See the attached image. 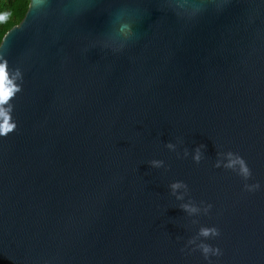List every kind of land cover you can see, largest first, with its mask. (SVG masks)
Wrapping results in <instances>:
<instances>
[{
  "label": "water",
  "instance_id": "95a60500",
  "mask_svg": "<svg viewBox=\"0 0 264 264\" xmlns=\"http://www.w3.org/2000/svg\"><path fill=\"white\" fill-rule=\"evenodd\" d=\"M4 61L0 264H264V0H28Z\"/></svg>",
  "mask_w": 264,
  "mask_h": 264
},
{
  "label": "clouds",
  "instance_id": "9594fccd",
  "mask_svg": "<svg viewBox=\"0 0 264 264\" xmlns=\"http://www.w3.org/2000/svg\"><path fill=\"white\" fill-rule=\"evenodd\" d=\"M3 19V17H0ZM127 28V25L122 26L123 30ZM18 80H22V75L19 70H16L13 73L9 72L7 61L0 62V137H5L9 133L13 132L16 129V124L12 122L11 118V107H6L9 105L10 101L16 96L17 93L21 91ZM231 156V154H229ZM195 159L199 161V154L196 155ZM235 164L240 165L241 174L247 177L250 173L243 160L236 158L231 159L227 167H233ZM154 166H159L158 163L154 162ZM182 187L181 184H173L172 189ZM186 211L195 212L196 209L189 208L187 205L184 206ZM210 234H215L214 229H202L201 235L207 237ZM205 253L209 251L207 247L204 248Z\"/></svg>",
  "mask_w": 264,
  "mask_h": 264
},
{
  "label": "trees",
  "instance_id": "16d2710c",
  "mask_svg": "<svg viewBox=\"0 0 264 264\" xmlns=\"http://www.w3.org/2000/svg\"><path fill=\"white\" fill-rule=\"evenodd\" d=\"M28 0H0V40L3 34L22 19Z\"/></svg>",
  "mask_w": 264,
  "mask_h": 264
}]
</instances>
